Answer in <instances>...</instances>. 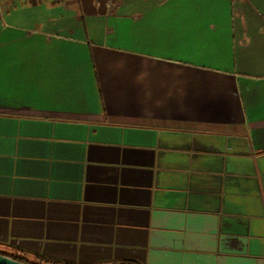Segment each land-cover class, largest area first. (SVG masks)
Here are the masks:
<instances>
[{"label": "crops", "instance_id": "obj_1", "mask_svg": "<svg viewBox=\"0 0 264 264\" xmlns=\"http://www.w3.org/2000/svg\"><path fill=\"white\" fill-rule=\"evenodd\" d=\"M0 252L264 264V0L0 3Z\"/></svg>", "mask_w": 264, "mask_h": 264}, {"label": "trees", "instance_id": "obj_2", "mask_svg": "<svg viewBox=\"0 0 264 264\" xmlns=\"http://www.w3.org/2000/svg\"><path fill=\"white\" fill-rule=\"evenodd\" d=\"M0 253L7 255V256H10L16 260L22 261V262L27 263V264H56V263H52V262L45 261V260L30 261L23 254H20V253H15V254H6V253H2V252H0Z\"/></svg>", "mask_w": 264, "mask_h": 264}, {"label": "water", "instance_id": "obj_3", "mask_svg": "<svg viewBox=\"0 0 264 264\" xmlns=\"http://www.w3.org/2000/svg\"><path fill=\"white\" fill-rule=\"evenodd\" d=\"M0 264H27L22 261L16 260L10 256L0 253Z\"/></svg>", "mask_w": 264, "mask_h": 264}, {"label": "rangeland", "instance_id": "obj_4", "mask_svg": "<svg viewBox=\"0 0 264 264\" xmlns=\"http://www.w3.org/2000/svg\"><path fill=\"white\" fill-rule=\"evenodd\" d=\"M27 1L29 0H0V3L12 7V6L23 5Z\"/></svg>", "mask_w": 264, "mask_h": 264}]
</instances>
